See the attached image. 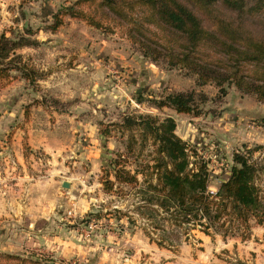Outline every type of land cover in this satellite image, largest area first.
Returning a JSON list of instances; mask_svg holds the SVG:
<instances>
[{
    "label": "rangeland",
    "instance_id": "rangeland-1",
    "mask_svg": "<svg viewBox=\"0 0 264 264\" xmlns=\"http://www.w3.org/2000/svg\"><path fill=\"white\" fill-rule=\"evenodd\" d=\"M74 1L0 0V35L16 38L31 29L26 36L36 44L16 53L46 73L34 86L17 78L0 87V253L54 264H228L224 259L233 258L264 264V225L250 220L251 235L245 240L213 231L208 236L196 225L170 224L165 213L151 220L139 217L132 212L139 203L136 189L105 193L100 182L102 167L115 153H124L126 143L119 133L102 136L101 123L148 114L175 120L176 134L206 161L208 188L216 191L235 153L264 166V102L233 84L224 85V95L214 82L198 85L195 75L154 64L124 36L104 34L81 20L66 17L51 33L52 14ZM243 2L251 8L258 0ZM215 5L226 11L221 0ZM251 10L237 20L264 40V12ZM202 52L216 55L210 45ZM261 67L245 68L254 74ZM191 89L208 97L196 116L152 103ZM31 141L42 145L32 149ZM151 150L148 146L137 162L130 158L127 167L143 168ZM17 153L23 154L21 160ZM257 184L264 196V175ZM39 198L50 208L39 207ZM143 228L171 246L158 247Z\"/></svg>",
    "mask_w": 264,
    "mask_h": 264
},
{
    "label": "trees",
    "instance_id": "trees-1",
    "mask_svg": "<svg viewBox=\"0 0 264 264\" xmlns=\"http://www.w3.org/2000/svg\"><path fill=\"white\" fill-rule=\"evenodd\" d=\"M218 1L75 0L52 14L47 29L55 33L66 17L84 21L104 34L124 36L154 64L164 63L195 75L198 85L214 82L224 95V85L233 84L242 94L253 95L264 102V67L257 68L254 74L245 68L248 64L255 68L264 66V40L237 20L242 14L253 13L252 8L264 12V0H258L251 8H246L243 0H221L226 11L215 5ZM231 11L236 12L237 17H232ZM26 34H31V29L24 30L16 38L0 35V87L17 78L34 86L46 76L16 53L17 49L36 44ZM207 45L214 50L215 56L202 52ZM12 71L19 75H11ZM207 99L202 91L191 89L169 93L152 103L157 108L170 107L178 113L196 116L200 114L199 104ZM175 128L172 117L159 119L148 114H129L119 122L101 123L102 136L110 137L114 133L126 136L125 152L115 153L107 166L102 167L103 191L119 195L124 187L136 189L139 203L132 212L147 220L165 213L163 219L183 229L192 224L208 236L213 231L223 238L248 239L250 220L264 225L263 189L257 184L264 175V166L235 153L228 177L211 193L206 161L176 134ZM23 145L26 151L31 150L26 142ZM148 146L152 147L151 158L143 168L129 169V159L134 157L137 162ZM139 175L143 176L142 180ZM125 216L128 222H135L131 214ZM155 228L161 227L155 224ZM143 230L149 241H154L158 247L171 246L165 239H154L146 228ZM224 260L228 264H249L238 258ZM0 264L54 263L0 253Z\"/></svg>",
    "mask_w": 264,
    "mask_h": 264
},
{
    "label": "crops",
    "instance_id": "crops-1",
    "mask_svg": "<svg viewBox=\"0 0 264 264\" xmlns=\"http://www.w3.org/2000/svg\"><path fill=\"white\" fill-rule=\"evenodd\" d=\"M17 143V142H16ZM40 145H42V143H37V142H35V141H31V148L32 149H36V147L37 146H40ZM23 155V154H22ZM22 155L21 156H19V154L17 153V157H16V159H17V161L18 160H21L22 159ZM33 156V154L31 153V157ZM30 157V156H29ZM38 183H42L41 184V186H44L45 185V182H42L41 180L38 182ZM34 185H35V183H33ZM32 184V185H33ZM35 200V199H34ZM37 200H39L40 201V203H41V206H39V207H43V208H50V203L49 204H47L45 201H42V200H44V199H37ZM32 201L33 200H31V208H33L32 206H34L35 207V205H32ZM33 216V215H32ZM33 223H34V219H33ZM205 237H207V236H205Z\"/></svg>",
    "mask_w": 264,
    "mask_h": 264
},
{
    "label": "water",
    "instance_id": "water-1",
    "mask_svg": "<svg viewBox=\"0 0 264 264\" xmlns=\"http://www.w3.org/2000/svg\"><path fill=\"white\" fill-rule=\"evenodd\" d=\"M63 186L67 187V186H68V182L65 181V182L63 183Z\"/></svg>",
    "mask_w": 264,
    "mask_h": 264
},
{
    "label": "built area",
    "instance_id": "built-area-1",
    "mask_svg": "<svg viewBox=\"0 0 264 264\" xmlns=\"http://www.w3.org/2000/svg\"><path fill=\"white\" fill-rule=\"evenodd\" d=\"M209 191H210L211 193L215 192V191H213L212 189H209Z\"/></svg>",
    "mask_w": 264,
    "mask_h": 264
}]
</instances>
